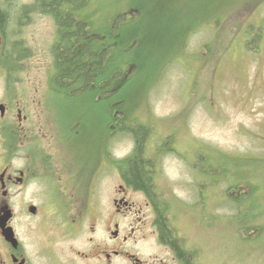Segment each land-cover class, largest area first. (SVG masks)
<instances>
[{"label":"rangeland","instance_id":"obj_1","mask_svg":"<svg viewBox=\"0 0 264 264\" xmlns=\"http://www.w3.org/2000/svg\"><path fill=\"white\" fill-rule=\"evenodd\" d=\"M33 2L4 0L3 8L14 18L9 29L15 41L25 42L29 52L17 69L28 80L38 76L31 90L50 105L48 115L54 119L41 157L56 155L60 163L55 170H80L86 177L105 170L97 199L108 210L119 181L115 170L134 156L133 130L143 127L142 157L152 167L145 169L151 170L155 192L193 262L264 264V199L242 206L256 213L258 233L250 237L253 243H244L236 235L237 209L227 198L237 183L230 178L264 181V0H88L78 9L100 40L113 31L116 46L136 37L129 72L115 82L111 101L121 110L115 123L124 119L125 130L108 126L100 95L91 94L84 102L76 91L71 96L51 91L46 83L57 71L52 49L60 32L55 16L36 8L26 12L27 23L20 25L22 14L15 7ZM251 28L260 35L244 46ZM54 144L58 152L50 147ZM208 156L219 157L221 164H212ZM224 162H234L238 170ZM246 216L243 212L246 219L240 222L248 221ZM145 235L138 245L142 261L177 264L175 252L166 251L152 232ZM87 237L85 228L77 233L76 253L86 247Z\"/></svg>","mask_w":264,"mask_h":264},{"label":"flooded vegetation","instance_id":"obj_2","mask_svg":"<svg viewBox=\"0 0 264 264\" xmlns=\"http://www.w3.org/2000/svg\"><path fill=\"white\" fill-rule=\"evenodd\" d=\"M3 2L0 0V264H151L139 257L138 245L146 231L166 251L175 252L177 264H185L179 249L189 250L171 227L151 170H146V189L133 185L124 170H115L119 179L115 196L104 210L97 190L105 170H93L86 177L80 170H55L60 163L56 153V159L41 157V144L54 119L48 115L50 105L46 107L31 90L32 79L38 76L28 80L20 71L11 70L17 36L1 18L3 13L9 16ZM26 23L23 18L20 25ZM20 44L25 48V42ZM55 89L53 86L51 91ZM50 147L58 152L57 144ZM83 228L88 233L86 247L76 253L73 242ZM190 259L196 264L192 255Z\"/></svg>","mask_w":264,"mask_h":264},{"label":"trees","instance_id":"obj_3","mask_svg":"<svg viewBox=\"0 0 264 264\" xmlns=\"http://www.w3.org/2000/svg\"><path fill=\"white\" fill-rule=\"evenodd\" d=\"M87 2L88 0H34L32 4L22 7L23 9L15 7V12H21V18H25L27 11L30 12L31 8H36L41 12L55 16L60 32V38L59 40L57 39V42L53 45L52 49V51H54V57L57 55V71L56 73H53V76L50 78L51 86H54L58 90H61L60 92L70 96L72 95V92L76 91V95H81L80 99L84 102L86 99H89L91 94L96 96L100 95V101L102 104L106 105L105 109L107 113L105 119H107L108 126L112 129L115 127V130L117 128L125 130L126 125L123 123V117V120H121L119 124L115 123L119 118L117 113L119 111V113H121V110L117 104H111V101L115 95L113 93L116 88L115 82L119 80V78L123 79L129 72V67L134 55L133 44L136 41V37L130 36L129 38H126L129 43H124L125 45L122 44L119 46H116L115 38H117V36L114 38V31L113 33H109V35L107 34V40H100L99 34L95 37L93 35L94 33L91 32L92 30L89 28L87 17L85 15L80 16V10L78 11V9L86 6ZM70 9H75V13L73 14ZM2 17L6 28L9 29L14 20L13 16L7 17L6 14L3 13L1 15V18ZM124 17L120 16L118 20H123ZM248 33L253 36L256 34V31L250 30ZM253 39H255V37H253ZM249 40L250 38H248V34L245 32V38H243L241 43L245 46ZM206 48L211 51L210 44H207ZM224 50H222L220 54H222ZM12 55L13 58L10 63L17 66L19 63L23 62L22 60L29 56V52L17 42V44L12 46ZM121 126L123 128H121ZM133 131L137 138L136 148L134 150L135 153L134 156H131L132 158L130 157L126 164H124L125 166L123 165L121 168L124 170L125 177H127L133 185L146 189V185L149 183V173L146 171L147 169H145V167L151 168L152 170V167L147 164L148 160H145L142 157L146 129L141 127L137 131ZM137 135L140 136V138H138ZM208 157H210L212 164H221L219 157ZM228 163L230 162L225 164ZM229 165L232 166L234 171L238 170V167L234 162ZM233 178H230L229 180L232 179L233 182L240 184H231L227 198L237 209L233 214L237 220L235 223L236 235H242L241 239L245 240L244 243H253L252 241L254 240L250 237L254 234H258L254 232L256 229L254 221L257 220L255 217L256 213L249 208H247V211L242 208V206H245L247 203L249 204V201L252 200L256 201V205H259L258 202H261L262 199H264V181L251 180L241 183L237 181L235 177ZM251 183H255V185H251ZM159 206L160 205H157V208H159ZM243 212L246 213L248 221L240 222L246 219L245 217L242 218ZM161 215L164 214L161 213ZM253 216L256 220H253ZM173 244H176L174 239ZM179 254L183 257L185 264H193L190 259V252L187 253L183 249H179Z\"/></svg>","mask_w":264,"mask_h":264},{"label":"bare ground","instance_id":"obj_4","mask_svg":"<svg viewBox=\"0 0 264 264\" xmlns=\"http://www.w3.org/2000/svg\"><path fill=\"white\" fill-rule=\"evenodd\" d=\"M89 29V28H88ZM149 144V143H148ZM143 156V155H142Z\"/></svg>","mask_w":264,"mask_h":264}]
</instances>
